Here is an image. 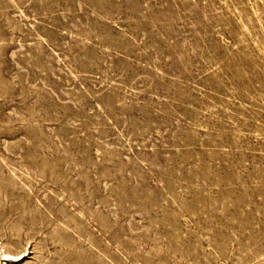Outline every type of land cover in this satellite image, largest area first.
<instances>
[{
    "label": "rangeland",
    "instance_id": "1",
    "mask_svg": "<svg viewBox=\"0 0 264 264\" xmlns=\"http://www.w3.org/2000/svg\"><path fill=\"white\" fill-rule=\"evenodd\" d=\"M0 255L264 264V0H0Z\"/></svg>",
    "mask_w": 264,
    "mask_h": 264
},
{
    "label": "bare ground",
    "instance_id": "2",
    "mask_svg": "<svg viewBox=\"0 0 264 264\" xmlns=\"http://www.w3.org/2000/svg\"><path fill=\"white\" fill-rule=\"evenodd\" d=\"M2 256L4 255V257H7V258H10L11 257V260H12V258L13 257H17V255H15V254H11V253H7V252H3V254H1ZM0 255V256H1ZM15 259V258H14ZM2 260V259H1Z\"/></svg>",
    "mask_w": 264,
    "mask_h": 264
}]
</instances>
